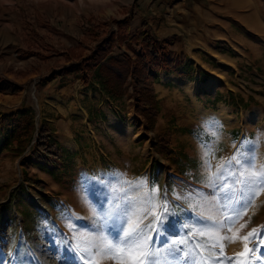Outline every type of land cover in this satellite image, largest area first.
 I'll use <instances>...</instances> for the list:
<instances>
[{
  "label": "rangeland",
  "instance_id": "obj_1",
  "mask_svg": "<svg viewBox=\"0 0 264 264\" xmlns=\"http://www.w3.org/2000/svg\"><path fill=\"white\" fill-rule=\"evenodd\" d=\"M161 1L0 0V79L22 89L18 94L0 91V114L15 113L23 100V105L35 110L36 125L48 123L54 130L53 141L62 147L60 161H45L35 152L37 132L18 153L6 148L8 141L0 131V264H81L62 243L65 239L81 248L91 247L84 242H94L99 237L114 239L122 226L127 227L123 224L125 213L132 223L139 217L140 227L144 228L154 219L148 214L153 205H160L156 211L162 213L165 198L169 211L177 213L169 218L175 227H166L158 238L145 229V234L155 241H150V249H166L170 242L185 239L186 244L180 245L183 251L177 253L182 260L187 259L183 252H192L199 245L203 251L196 249L193 254L197 261L206 260V264L264 261V247H256L264 240V190L257 189L259 195L235 223L220 227L226 217L233 215L222 207L226 203L223 193L210 185V171H190L206 166L204 153L210 145L208 136L190 127L196 117L191 95L176 87L163 95L154 73L151 82L160 110L153 133H147L142 118L134 117V100L128 96L112 98L101 90L96 70L87 71L78 64L102 37L117 31L120 22H126L131 35L141 31L144 22L157 35L153 28L161 25ZM200 1L222 6V13L227 6L226 0ZM165 9L170 11L171 7ZM135 15L138 20L144 18L138 30L133 21L130 23ZM95 32L100 33L99 38H95ZM179 34L182 42H187L188 31L181 29ZM69 47L77 48L75 57H68ZM258 48L260 56L254 55L252 47L246 52L251 53L254 65L264 75V45ZM124 50V46L117 47L116 53ZM245 78L259 84V90L253 92H257L258 102H264V77L262 81L248 75ZM73 85H88L87 89L98 94V102L94 96L93 105L89 98L80 97L85 107L93 106V116L82 115L72 107L75 103L69 93L78 88ZM103 109L114 116L111 121L102 117ZM259 123H264V113ZM159 133L168 134L171 146L166 152L155 153L152 143L154 134ZM11 140L16 147L15 137ZM234 144L235 138L226 148L233 145L226 161L243 153L255 157L256 170L264 166V140L259 151ZM217 171L218 168L214 173ZM154 187L157 192H153ZM237 198H241L239 191ZM108 212L112 215L106 218ZM99 219L104 227L97 225ZM69 224L74 227L70 229ZM253 230L255 233L249 236ZM201 232L206 235L201 236ZM245 245L249 254L239 256ZM92 252L95 255L96 249L92 248ZM135 259L133 254L107 251L95 255L94 260L85 256L87 264H132Z\"/></svg>",
  "mask_w": 264,
  "mask_h": 264
},
{
  "label": "crops",
  "instance_id": "obj_2",
  "mask_svg": "<svg viewBox=\"0 0 264 264\" xmlns=\"http://www.w3.org/2000/svg\"><path fill=\"white\" fill-rule=\"evenodd\" d=\"M226 2L222 13V6H208L200 0H162L161 10H158V15L162 17L161 25L155 28L150 18H146L170 50L184 55L183 70L195 75L191 80L178 72L156 73L163 95L169 94L171 87H176L183 88L193 98L196 117L190 121L193 123L190 127L209 137L210 145L206 152L210 153L207 159L212 166H199L190 171H210L211 175L231 154L233 145L229 150L226 149L230 140L235 138L234 147L238 144L249 145L258 151L264 140V123H259L264 113V102H258V94L253 92L258 91L260 86L245 78L248 75L249 78L253 76L255 80L262 81L264 77L258 66L254 65L251 53L246 52L248 47H252L255 56L261 55L258 45H264V0ZM190 3L192 5L189 7ZM168 5L171 10H163ZM137 17L135 15V19L130 21L131 24L132 21L135 23V30L144 21V18L138 20ZM233 26L238 30L233 29ZM181 29L188 31L187 42H182L179 34ZM87 86L73 85L78 88L69 95L75 103L72 107L77 108V112L82 115L91 117L94 115L93 106L85 107L80 97L89 98L93 105L94 96L98 102V94L87 89ZM25 107L27 105H23L22 100L14 111ZM101 113L103 118L110 121L114 117L104 109ZM184 170L189 171L187 167Z\"/></svg>",
  "mask_w": 264,
  "mask_h": 264
},
{
  "label": "trees",
  "instance_id": "obj_3",
  "mask_svg": "<svg viewBox=\"0 0 264 264\" xmlns=\"http://www.w3.org/2000/svg\"><path fill=\"white\" fill-rule=\"evenodd\" d=\"M126 29V33H124ZM95 38L100 37L99 32L94 33ZM140 46L138 49L136 46ZM125 47L124 51L116 53L117 47ZM76 47H69L68 57L76 56ZM82 54V53H80ZM184 56L170 50L155 35L146 22L141 31L128 33L126 22H120L117 31H112L98 42L89 56L78 62L87 71L96 70V77L100 81L101 90L112 98L128 96L134 100L136 117L144 121V130L153 133L159 115V99L155 85L151 82L154 73L178 72L183 76L194 79V74L183 70ZM21 87L10 81L0 79V91L5 94H18ZM36 112L33 108L25 107L15 113L0 114V131L8 141L6 148L15 149L21 153L37 132L35 152L45 161L57 162L62 159V147L53 141V128L46 122L40 127L36 125ZM21 134L14 136L18 131ZM17 140L16 147L11 142ZM155 142L152 149L155 153L166 152L171 146L168 134H154ZM4 147H1L3 149ZM170 151V150H169ZM32 183L41 186L38 180ZM25 217V216H24Z\"/></svg>",
  "mask_w": 264,
  "mask_h": 264
},
{
  "label": "snow or ice",
  "instance_id": "obj_4",
  "mask_svg": "<svg viewBox=\"0 0 264 264\" xmlns=\"http://www.w3.org/2000/svg\"><path fill=\"white\" fill-rule=\"evenodd\" d=\"M210 153L205 152V156H209ZM248 167H245V165ZM205 165L211 167V162L205 159ZM210 185L217 187L218 191L223 193V198L226 201L222 207L226 210L231 211L233 215L226 217L224 223L219 224L220 227H224L225 224H233L237 219H239L245 212V210L251 206L255 197L259 195L257 189L264 190V166H261L259 170H256L255 157H247L243 153H237L233 155L229 160L221 163L218 166V171L213 173L209 178ZM217 181L220 183L217 185ZM137 184L143 185L144 181H137ZM239 186V188L237 187ZM157 188H153V192H157ZM237 191L240 193V199L237 198ZM161 207L160 205H153L151 211L148 213L154 217L153 221L145 225L144 228L140 227L142 221L137 218L135 223L130 222L127 213L123 216V224L127 227H121L120 231L116 234L114 239H108L107 237H99L96 241H85V244H91V247L81 248L79 244L72 245L65 239L62 243L67 244V249L69 253L74 257V259L81 264H87L85 261V256L89 259H95V255H99L102 251L113 252V253H128L133 254L137 259L132 261V264H206L205 261H197L195 255L196 249L200 252L199 245H196L192 252H183V256L186 260H182L177 253L182 252L180 245L186 244L185 239L178 241H172L168 244L167 248L161 247L159 249H150V241L152 237L145 234V229L154 233L158 238L165 233L166 227H175V224L170 222L169 218L177 215L175 211H169L167 198H165L163 204V211L157 214L156 209ZM114 211V210H113ZM106 216H111L112 212L105 214ZM68 227L72 229L74 225L69 224ZM230 231V228L228 229ZM256 230L249 233V236H253ZM201 236L206 234L201 232ZM210 238V237H209ZM243 239L247 240L248 237ZM155 244V241H152ZM103 245V247H101ZM118 245H124L121 248ZM207 247V245H206ZM257 250L264 247V240L257 244ZM92 248L96 249L95 255L92 252ZM223 250V245H221V252ZM249 249L245 245V250L243 253L238 254L239 256L246 257L249 254ZM80 252L84 254L81 255ZM173 257L169 260L168 257ZM231 259V258H228ZM240 264H249V261L241 260ZM264 264V261H261Z\"/></svg>",
  "mask_w": 264,
  "mask_h": 264
},
{
  "label": "bare ground",
  "instance_id": "obj_5",
  "mask_svg": "<svg viewBox=\"0 0 264 264\" xmlns=\"http://www.w3.org/2000/svg\"><path fill=\"white\" fill-rule=\"evenodd\" d=\"M186 83V82H185ZM187 84H191V83H187ZM187 86H190V85H187ZM106 218H108V216L106 217ZM108 221H110V220H108ZM102 222V220L101 219H99V221L97 222V225H101L102 227H104V224L103 223H101ZM117 233V232H116Z\"/></svg>",
  "mask_w": 264,
  "mask_h": 264
}]
</instances>
